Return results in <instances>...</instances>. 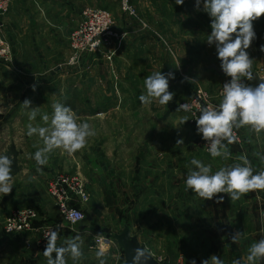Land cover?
Returning <instances> with one entry per match:
<instances>
[{"label":"crops","instance_id":"0c3cea01","mask_svg":"<svg viewBox=\"0 0 264 264\" xmlns=\"http://www.w3.org/2000/svg\"><path fill=\"white\" fill-rule=\"evenodd\" d=\"M136 3L145 11L148 10V13L141 15L140 19L136 13V17L125 20L119 30L115 28L121 41L119 46L118 41L111 46V53L114 51L115 55L111 60L110 93L111 208L127 211V222L132 234L138 235L139 242L149 252L150 247L142 232L134 230L141 229L143 223L151 221L154 216L157 238L167 237L165 229L170 226L173 239L171 244L180 248L181 240H186L187 246L184 244L183 251L178 254L192 255L197 247L208 244H235L236 250L238 246L241 247L244 261L249 246L264 238V190L250 191L234 201L227 194L221 193L218 196H224V200L218 204L215 202L217 197L203 200L191 190H186L184 181L189 168L193 167L190 165L192 158L200 159L206 165L210 164L212 173H215L221 167L242 163L239 157L246 155L254 174L264 171V132L256 134L248 127L234 129L238 139L228 145L231 153L228 159H214L203 153L195 144L197 137L202 136L197 133L196 127L187 129L183 144H177V140H180V121L186 115L168 109L164 111L157 104L153 110L150 108L151 104L143 105L139 100V96L145 94V78L153 73L149 69L162 70L167 64L172 68L176 67L177 62L174 63L168 56H164L169 51H175L184 64V60L187 61V75L194 73V67L203 65L208 78L216 77L215 86L210 88L213 95L220 88L219 79L222 80V85L230 77L221 70L215 46H209L206 42L211 30L203 40L197 41L193 35L196 31L194 29L184 30L173 22L165 28L162 27V6L154 5L147 9V1L136 0ZM113 4L119 8L112 0H12L11 10L2 19L3 33L13 46V57L8 64H0V122H3V117H8L11 130L22 134L17 138L14 136L6 146L15 151L10 157L13 160L12 165L17 167L13 175V186L18 189L19 178L27 176V182L24 184L23 181L22 188H27L23 195L27 198L26 204L33 208L56 211L47 187L58 174L65 175L60 172L64 165L61 160L51 164L49 161L43 166L42 173L37 172L38 166L31 157L39 142L36 135H23L27 132L29 120L28 110L21 103L30 99L33 106L39 107L41 114L47 113L51 116L53 102L69 106V101L75 100L79 104L71 108L77 114L78 122L98 120L97 117L105 114L107 110L110 111V108L90 109L89 101L99 99L100 94L96 91L88 93L87 85L103 82L100 81L101 77L98 79L96 76H85L88 69H97L106 62L80 60L74 66L67 62L70 57L69 36L81 21L82 11L91 7L108 9L119 19L118 9ZM152 8H159V11L150 10ZM145 20L156 23L155 27L144 28ZM139 21L144 22L143 27ZM162 31L171 47L164 48L156 38L160 37L158 32ZM117 46L120 48L116 49ZM196 52L204 54L203 61L196 59V54L188 56L189 53ZM177 61L180 66L181 61ZM261 69L264 70V59L261 58L258 65L253 61L252 71L257 80L246 82L257 84ZM74 73L77 74L75 77ZM33 84L36 85L35 91L32 90ZM70 84L79 94H75L74 99L68 93ZM31 123L34 126H44L41 115H37L36 120ZM3 127L4 125L1 128ZM122 128L123 135L120 138L115 133L121 132ZM224 143L227 144V141ZM180 145L184 151H180ZM24 146L27 153L19 150V147ZM23 163L25 167L21 170L18 166L22 167ZM85 168L84 165L80 168V176L84 174ZM86 178H89V195L93 197L91 189L99 180L90 175ZM237 230L241 232V236L237 243H233L231 235ZM185 248L187 250L184 251ZM256 264H264V260H259Z\"/></svg>","mask_w":264,"mask_h":264},{"label":"rangeland","instance_id":"374dc122","mask_svg":"<svg viewBox=\"0 0 264 264\" xmlns=\"http://www.w3.org/2000/svg\"><path fill=\"white\" fill-rule=\"evenodd\" d=\"M147 1V9L149 7H153L154 5H160L162 6L160 13L162 16V19L160 21L164 24L162 27L165 28L166 25H170L171 22L177 23L181 29L189 30L192 29L196 30L193 35L196 36V40H200L204 38V36L207 34L209 30H211L210 24H211V18L209 15L202 10L203 8V2L201 3V10H196L195 8V0H185L183 5H176L175 0H144ZM10 3L12 5V0H10ZM116 4V3H115ZM131 4L136 8L137 18H141V15L145 16L148 13V10L145 11L140 5L136 3V0H132ZM162 4V5H161ZM114 7L118 9V13L120 15V18L117 19L116 15L114 17L113 13L111 12L113 16V31L116 33L117 38L113 40L111 46H113L118 41H121L120 34L116 29H120L124 23L125 20L131 19V16L124 13L122 9L117 7L113 4ZM119 6V5H118ZM145 8V9H146ZM11 10V7H10ZM9 10V11H10ZM108 10V9H107ZM150 10H156L158 9H150ZM148 16H150L148 14ZM136 17V16H134ZM133 18V17H132ZM135 18V19H137ZM3 19V17H2ZM1 22V32L3 37L10 43L11 42L7 37H5L3 33V24ZM142 24V27L144 26V22L139 21ZM80 23V22H79ZM146 29H149L150 26L155 27L156 23L149 22L145 20ZM158 21V27L159 26ZM254 24V30L257 34V39L253 41L251 47L248 49V52L250 54V57L253 58V61L256 62V65L261 62V58L264 56V52L260 51V45H264V16L260 17L258 20L253 21ZM116 28V29H115ZM158 30V29H157ZM152 33V32H151ZM159 36H156L159 43L164 46V48H168L167 46L171 47L167 42V37L165 33L158 32ZM166 43L168 45H166ZM117 46L116 49H119ZM69 49H70V36H69ZM13 50V46H12ZM115 50V49H114ZM112 58L115 56L114 51L111 53V47L106 49L104 53H96L90 56H85L81 59H78L75 62L72 61V53L70 49V57L68 59L69 65H76L80 60H100L106 62L105 64H101L100 67H97V69H88L85 73V76H96L98 79L100 78V81H102V84H93L89 83L87 85V90H89L88 93H91L93 91L98 92L99 99L97 100H90L88 105L90 109L92 107H95L99 110H104L110 108V111L107 110L105 114L100 115L98 120H88L89 124L92 126V128L95 130V136L88 138L86 146L73 154H68L64 152L61 149H56L54 152H52L49 156L50 164L51 162L54 163L55 161H60L64 165V169H62L61 174L65 175H76L80 179L83 180L87 193H88V201L83 205L80 206L84 212V220L80 222L79 224L72 225L69 224L59 213L56 207L55 212H48L46 210L43 211L42 208L34 207L32 205H28L27 198L25 195H23L24 189L22 188L23 181L24 184L27 182V176H22L19 178L20 185L18 189H15V186L13 187V190L10 194L3 196V194H0V264H47V259L43 256V250L45 249V246H39L40 242V236L37 234H27V235H20L16 237H12V235H8L4 231V222L6 218L12 214L15 211L23 210V209H33L36 212V218L34 220V227L35 228H43V229H52L56 230L59 234L58 244H61L64 239L69 237H74L75 235L79 234L84 243L82 246L83 256L79 261H73L71 257H66V264H99L97 258H96V252L100 249H106V255L104 257L106 264H123V252L118 248L115 241H113L109 234L111 232L113 233H121L122 231V220L127 221V211L121 210L118 208H111V60L108 59V56H111ZM196 54V59L199 61H203L204 54L203 53H189V55ZM165 57H169L171 61L176 63V67H171L170 65H165L162 70L159 68L154 69L151 68L149 70H153V72L161 71L163 74L168 73L169 71H173L175 78L170 79V85L169 90L174 92V98L168 105H160L161 108H163L164 111L167 109L169 111H176L179 104L189 102L196 92V89L200 86L203 90L206 91V93L212 98L214 103L219 102L218 99V92H216V95H213L211 93L210 88H213L216 84V77L213 76V78H208L205 73V66L200 65L195 68L194 73L186 74L187 72V61L184 62L181 60L179 55L175 53V51L167 52L164 54ZM186 56V54L184 55ZM181 61L180 66L179 61ZM166 62V61H165ZM263 63V62H262ZM0 64H8V63H1ZM258 67V66H256ZM257 69H255L256 71ZM254 71V72H255ZM261 74L264 72L263 69H261ZM181 73H184V75H180ZM73 74V73H72ZM152 74V73H151ZM192 74H195L196 76H191ZM77 74L74 73L73 77H75ZM150 75V74H149ZM191 78V82L184 80V77ZM261 76V75H260ZM208 79H207V78ZM214 81H212V80ZM75 81V80H74ZM221 81L219 79V87H221ZM215 83V84H214ZM86 86V84H85ZM218 87V88H219ZM220 89V88H219ZM218 89V91H219ZM68 93H71L72 99H74L75 94H78V91H75L72 84L69 85ZM84 93L86 91L84 90ZM78 101H69L70 107H77L79 103ZM158 105V102H152L150 108L152 107L153 110L156 108H153L154 105ZM159 109V108H158ZM170 112V113H171ZM184 113L188 117V121L181 125L180 129V139H185V134L187 133V129H192V127H196L195 119L190 117V114L185 111H176V113L181 114ZM169 113V114H170ZM183 117V116H181ZM4 123V124H3ZM4 127L1 128L3 125ZM113 133V132H112ZM117 135H120V138L123 135V128L122 131L119 133H115ZM22 134L14 133V131L11 130V127L8 125V117H3V122H0V155H2L3 152L8 153L7 155L11 157V154H13L15 151L13 148H7V142L10 144L12 141V138L20 137ZM23 135L26 136V133H23ZM38 136H36L37 142L39 146L35 147V151L42 147V141L38 140ZM195 144L198 148H200L203 153L207 154L204 150V141L201 137H197ZM182 145H180L181 147ZM19 147V150L21 153L25 152L27 153V148ZM23 148V149H22ZM139 150V149H137ZM136 150V151H137ZM145 153H148L145 151V149H141ZM184 151V148H180V151ZM85 166V172L82 176H80L78 173L80 172V168L82 166ZM19 168H24V163L22 164V167L19 165ZM28 168V167H27ZM89 168V169H88ZM27 170V169H26ZM17 167L12 165V177L16 173ZM60 175V174H58ZM92 176L93 178H96L99 180V183L95 185L91 189L92 196L89 195V191L87 188V179L88 176ZM24 177V180H23ZM90 191V192H91ZM55 203V202H54ZM130 204V203H127ZM129 214V212H128ZM131 215V213H130ZM129 215V216H130ZM128 216V219H129ZM139 216H137L138 220ZM128 224V222H127ZM168 225H170L168 223ZM141 231L142 235L148 242V246L150 247V252L155 256L156 260L161 263H168V264H191V261L193 259L196 260V264H201L202 260L208 259L211 255L215 254L218 255L223 261L224 264H232V261L234 260H241V264H244L243 261V253L241 252V247L238 246L237 250L235 248V244H208L203 245V247H197L196 252L192 253V255H181L178 254L179 252L183 251V245H186V240H181V246L179 248L178 245L171 244L172 235H171V227H166L167 231V237L157 238L156 236V224H155V217L153 216L151 221H145L143 223L141 229H136L134 231ZM137 231V232H138ZM104 239V244H97V240ZM180 250V251H179ZM187 250V248L184 249V251ZM248 253L245 252V255Z\"/></svg>","mask_w":264,"mask_h":264},{"label":"clouds","instance_id":"9594fccd","mask_svg":"<svg viewBox=\"0 0 264 264\" xmlns=\"http://www.w3.org/2000/svg\"><path fill=\"white\" fill-rule=\"evenodd\" d=\"M185 0H175L176 5H183ZM202 10L211 18V33L207 35V44L214 45L217 58L223 73L230 80L223 84L222 100L217 106L208 104L199 106V116L195 119L196 131L202 134V139L208 145L207 151L212 158L222 157L228 159L231 155L228 145L237 141L234 129L248 127L256 134L264 132V78H260L257 84L252 85L246 81L257 80L252 71L253 58L248 49L257 34L253 21L264 16V0H195L196 10ZM260 51L264 52V45H260ZM175 75L169 71L162 74L161 71L153 72L144 80L145 94L139 96L143 105H150L157 101L159 105H168L175 93L169 90V81ZM191 82V78L184 77ZM36 90V85H32ZM28 110L27 136L36 135L42 141L31 157L37 164V172L42 173L43 166L49 162V156L56 149H61L68 154L82 150L88 138L95 136V130L84 121L78 122L77 114L70 106L60 102H53L51 116L40 113L37 106L32 105L30 99L22 103ZM191 105L179 104L176 111H191ZM37 115H41L44 126L33 125ZM185 116L180 123L188 121ZM227 141V144L224 143ZM177 144H183V140H177ZM242 163L221 167L212 173V166L206 165L200 159L192 158L187 177L184 181L186 190H191L203 200H212L217 197L216 203H222L227 194L231 201L239 200L242 195L256 190H264V171L254 174V170L246 155L239 157ZM13 160L8 155H0V194L8 195L13 190L12 177ZM241 232L237 230L231 235L233 243H237ZM47 241L43 256L47 264H66V257L79 261L83 256V239L77 234L58 244L59 234L50 229L45 234ZM248 254L244 264H256L264 260V238L252 243L248 248ZM106 249L96 252L99 264H106L104 259ZM150 255L146 249H134L132 264H148ZM191 264H196L193 259ZM201 264H224L218 255H211L202 260ZM232 264H241V260H234Z\"/></svg>","mask_w":264,"mask_h":264},{"label":"built area","instance_id":"2783aa9c","mask_svg":"<svg viewBox=\"0 0 264 264\" xmlns=\"http://www.w3.org/2000/svg\"><path fill=\"white\" fill-rule=\"evenodd\" d=\"M119 5L122 11L131 17L136 16L132 0H112ZM10 0H0V20L10 10ZM1 24V22H0ZM113 16L107 9L86 8L81 13V21L70 34V49L72 53V61L75 62L85 56L96 53H104L106 49L111 47L113 40L117 38L113 31ZM1 26V25H0ZM13 50L10 43L3 37L0 27V62L9 63L12 61ZM108 59H112L108 56ZM260 78H264V72ZM229 80H225L227 82ZM221 85L218 91L219 102L214 103L212 98L200 86L196 89L194 97L185 102L191 105V111H188L190 117L197 119L199 116V106L219 105L222 100ZM204 141V150L207 151L208 145ZM49 196L54 200L60 215L72 225L79 224L84 220V212L80 206L88 201V193L82 179L76 175H59L52 180L47 187ZM36 218V212L33 209H23L10 214L4 222V231L8 235L20 236L29 234H37L40 236L39 246H45L47 241L45 234L50 229L35 228L33 223ZM104 239L97 240V244H104Z\"/></svg>","mask_w":264,"mask_h":264},{"label":"water","instance_id":"95a60500","mask_svg":"<svg viewBox=\"0 0 264 264\" xmlns=\"http://www.w3.org/2000/svg\"><path fill=\"white\" fill-rule=\"evenodd\" d=\"M109 237L116 242L118 248L123 252V264H132V257L134 255V249H146L144 245L139 242L138 235H133L131 228L127 224L126 220H122V231L121 233L109 234ZM150 255L148 264H168L166 262L161 263L147 250Z\"/></svg>","mask_w":264,"mask_h":264}]
</instances>
